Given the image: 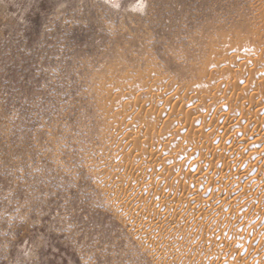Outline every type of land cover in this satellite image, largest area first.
Segmentation results:
<instances>
[{"label":"rangeland","instance_id":"1","mask_svg":"<svg viewBox=\"0 0 264 264\" xmlns=\"http://www.w3.org/2000/svg\"><path fill=\"white\" fill-rule=\"evenodd\" d=\"M0 264H264V0H0Z\"/></svg>","mask_w":264,"mask_h":264},{"label":"bare ground","instance_id":"2","mask_svg":"<svg viewBox=\"0 0 264 264\" xmlns=\"http://www.w3.org/2000/svg\"><path fill=\"white\" fill-rule=\"evenodd\" d=\"M170 97H171V96H170ZM170 97H169V98H170ZM171 100H172V99H171ZM134 131H135V130H134ZM130 132H131V131H130ZM131 133H132V132H131ZM133 134H134V135H133ZM120 135H121V134H120ZM132 135L136 137V136L139 135V134H137V133H132L131 135H128V134H127L126 136H128V137L131 136V137H129V138H132V137H133ZM152 135H153L152 133H151V134L149 133V135L146 136L145 138H148V140H149V139H152ZM123 137H124V136H123ZM128 137H127V138H128ZM137 137H138V136H137ZM129 138H128V139H129ZM118 139H119V138H118ZM146 140H147V139H146ZM128 141H129V140H128ZM131 142H132V141H131ZM147 142H148V141H147ZM230 148H231V147H230ZM224 149H226V148H224ZM228 150H229V148H228ZM231 150H232V149H231ZM231 150H230V152H231ZM162 152H163V151H162ZM227 152H228V151H226V154H227ZM164 154H165V153H161V152H160V153H157V154L155 153V157H154V159L152 160V163H155V164H156V168H157V166H158L157 164L160 165V162L163 160V156H164ZM217 154H219V153H217ZM166 155H167V153H166ZM221 155H222V154H221ZM169 156H170L171 158H173V159H171L172 161H175V160H174V154H173V153H170V152H169ZM215 156H216V155H215ZM150 157H151V156H150ZM189 157H190V156H189ZM217 157H219V156H217ZM192 158H193V157H192ZM175 159H176V158H175ZM169 160H170V159H168V161H169ZM171 160H170V162L173 163ZM149 161H150V159H149ZM189 161H190V160H189ZM143 162H144V161H143ZM152 163H151V164H152ZM161 163H162V162H161ZM151 164H150V165H151ZM162 165H163V164H162ZM162 165H161V167H162ZM151 168H152V167H151ZM162 168H163V167H162ZM150 170H151V169H150ZM162 171H163V170H162ZM132 172H133V171H132ZM139 172H140V171H139ZM159 172H160V171H159ZM216 172H217V171H216ZM219 172L221 173V171H219ZM199 173H200V172H199ZM199 173H198V175L203 174V173H201V174H199ZM133 174H134V173H133ZM204 174H205V173H204ZM216 174H217V173H216ZM218 174H219V173H218ZM211 175H213V174H211ZM145 176H146V175H145ZM208 176H209V175H208ZM208 176H207V177H208ZM161 177H162V176H161ZM196 177H197V176H196ZM201 177H202V175H201ZM203 177H204V176H203ZM209 177H214V176H209ZM146 178H148V177L146 176ZM204 178H206V177H204ZM214 178H215V177H214ZM216 178H219V177H217V175H216ZM251 178H252V177H251ZM194 179H195V178H194ZM252 179H253V178H252ZM155 180H156V179H154V181H155ZM200 180L203 181V179H199V177H197V180L195 179L194 181H196V182L198 181V182H199ZM207 180H208V178H207ZM211 180L213 181L212 178H211ZM217 180H218V179H217ZM250 180H251V179H250ZM205 181H206V180H205ZM212 181H211V182H212ZM251 181H252V180H251ZM200 182H201V181H200ZM200 182H199V183H200ZM203 182H204V181H203ZM208 182H209V181H208ZM211 182H210V183H211ZM216 182H217V181H216ZM216 182H215V183H216ZM218 182H219V181H218ZM205 183H206V182H205ZM153 184H154V183H153ZM200 184H201V183H200ZM202 184H203V183H202ZM202 184H201V185H202ZM212 184H213V183H212ZM150 185H152V184H150ZM198 185H199V184H198ZM201 185H200V186H201ZM213 185H214V184H213ZM152 186H154V185H152ZM152 188H153V187H152ZM198 188L200 189V188H202V187H198ZM199 189H195V190H194V188H193V190H192L191 192H189V191L191 190V189H189V191H188V192H189V195L192 196V197H191V198H190L189 196H188V197H189L190 199H195V197H198V198H199V196H200L201 194L204 193V192L202 191L203 193L200 194V191H201V190H199ZM188 192H187V193H188ZM185 195H186V194H185ZM202 196H203V195H202ZM188 197H187V198H188ZM140 198H141V197H140ZM198 198H197V199H198ZM217 198H219V197H217ZM121 199H122V198H121ZM199 199H200V198H199ZM215 199H216V198H215ZM130 200H131V199H130ZM219 200H221V199H219ZM216 201H217V200H216ZM216 201H215V202H216ZM222 201H223V200H222ZM121 202H122V201H121ZM219 202H220V201H219ZM216 203H217V202H216ZM214 204H215V203H213V205H214ZM220 204H223V203H220ZM127 205H128V204H127ZM214 207H215V206H214ZM214 209L216 210V208H214ZM134 214H135V213H134ZM130 218H131V216H130ZM151 221H152V220H151ZM149 223H150V222H149ZM154 223H155V222H154ZM154 223H153V224H154ZM151 226H152V223H151ZM139 231H140V230H139ZM139 231H138V232H139ZM141 234H142V233H141ZM150 241H151V240H150ZM149 243H150V242H149ZM150 244H151V243H150Z\"/></svg>","mask_w":264,"mask_h":264}]
</instances>
